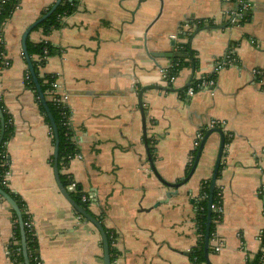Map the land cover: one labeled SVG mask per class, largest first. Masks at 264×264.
Returning <instances> with one entry per match:
<instances>
[{
    "label": "crops",
    "instance_id": "0c3cea01",
    "mask_svg": "<svg viewBox=\"0 0 264 264\" xmlns=\"http://www.w3.org/2000/svg\"><path fill=\"white\" fill-rule=\"evenodd\" d=\"M55 1L21 0L2 29L11 64L0 70V97L15 126L7 145L8 183L35 223L42 264H104L99 229L58 187L51 130L24 82V32ZM247 1L248 18L233 24L226 13L237 6L228 0H81L59 29L30 33L32 42L47 41L58 49L43 71L55 75L69 94L81 155L61 174L92 195V214L115 236L112 264H208L207 259L196 263L192 252L201 239L197 204L203 183L213 175L218 132L209 136L192 176L177 189L170 184L186 178L194 138L210 119L224 121L230 137L217 180L223 216L215 232L223 248L215 252L210 235L208 258L212 264H247L259 253L264 86L253 69H264V0ZM185 25L194 34L184 31L179 41L189 43L199 67H183L166 87L162 69L172 58L152 53H174L171 36ZM231 48L238 65L215 71ZM211 74L216 76L213 87L192 96L180 93L192 80ZM143 88L144 113L139 103ZM11 208L0 201V264H11Z\"/></svg>",
    "mask_w": 264,
    "mask_h": 264
},
{
    "label": "trees",
    "instance_id": "16d2710c",
    "mask_svg": "<svg viewBox=\"0 0 264 264\" xmlns=\"http://www.w3.org/2000/svg\"><path fill=\"white\" fill-rule=\"evenodd\" d=\"M233 2L237 3L238 0H232ZM1 2V1H0ZM21 0H5L4 3L0 5V35L3 33V26L5 22L12 17L14 12L17 10V8L20 6ZM81 0H62L61 3L58 5L56 10L47 17L44 21H42L39 25L35 27V30L41 29L45 33H50L51 31L55 29H59L64 22V18L73 12H75L80 4ZM55 2L50 5L47 9H45L42 12V15L46 14L51 10ZM244 17L240 21V23L248 18V15L245 14ZM41 15V16H42ZM203 23L197 24L196 28L194 29V32L196 30H199L203 27ZM193 33H190L189 31L184 32L183 35L192 36ZM190 34V35H188ZM179 48L177 50H174L173 57L172 58V66L169 67V74L172 75H178L180 70L188 65L193 66L194 69H197L199 67V61L195 58L194 52L191 50L189 43H178ZM28 46V54L30 56L34 73L36 75V78L38 80V83L42 89V92L44 94V98L46 100L47 106L49 108L50 114L52 115L56 131L58 135V141H59V154H58V167L60 171V179L65 186V188L68 190L69 185L73 182V179L69 175H63L61 174V170L64 166H68L70 159L69 155H74L76 152L79 151V148L77 146V143L73 139V132L68 133V128L63 124L64 122V115H63V108L57 103L55 97H52L49 93V91L52 88V82L56 78L55 75L45 73L43 71V67L45 66L47 59L58 52V49L52 46L50 43L41 41V42H32L29 38L27 41ZM48 49V53L46 54L44 50ZM5 51V45H3L0 41V70L3 66V56L2 52ZM190 58V60H189ZM178 63V64H177ZM213 77H216L215 74H213ZM25 85L28 89L32 90L36 102L39 105V109L41 113L44 115L46 123L49 125L51 130V136H52V144L55 147L56 144V138L55 133L49 118V115L47 114L45 107L39 97V93L37 91L36 84L34 82V78L29 71V68H27L26 71V77H25ZM201 82V80L198 81H191L189 85L182 91H180L181 94H184V92L188 89L190 86H194L195 88L198 87V84ZM0 115L3 116V120L0 116V137L1 133L3 132V138L0 140V189L4 191L6 194L10 195L15 202L17 203L21 213H22V219L24 223V233H25V240H26V247H27V255L30 264H42L41 258H40V246L38 242V238L36 236L35 230L28 227L26 223L31 219V216L27 210L26 203L22 200V198L9 187L8 182H4V175L7 172H10V157L8 153V142L11 140L12 136L14 135L15 126L13 119L11 115L8 113V111L5 108V105L0 97ZM207 132V131H206ZM205 132V133H206ZM229 137L225 135V144L228 143ZM149 144V141H148ZM198 149L195 150L194 153V161L197 155ZM52 163L54 164V155H52ZM192 167L188 168V172L186 174V177L190 174ZM221 169V166H220ZM220 176V170L218 177ZM210 188H211V180H208L207 182L203 183L202 191L200 200H198L197 204V223L199 225V232L201 234V239L198 245L195 247L194 251L192 252V258L195 260L196 263L204 262L206 259L205 255V235H206V229H207V220H208V201L210 197ZM71 197L75 200V202L80 205L82 208H84L89 214L94 216L90 210V203L91 200L83 201V193L80 187L77 185L75 190H68ZM1 196V195H0ZM203 196V197H202ZM222 203V198L219 195V186H216L214 193H213V211H212V222H211V228H210V235L212 236L213 233L216 231V218H217V212L216 208L219 206V204ZM12 209V223H13V230H14V236L16 237L18 244L15 245V249H18L19 254L14 255V261L15 264H26L25 263V257L23 253V247H22V232H21V226L19 223V217L15 210ZM109 245H110V254L112 262H114L115 259V250L113 247V240L115 236L111 231L107 230L105 228ZM208 250H211L210 248ZM263 263V256L262 253L259 252L256 254V256L253 259H250L247 264H262Z\"/></svg>",
    "mask_w": 264,
    "mask_h": 264
},
{
    "label": "built area",
    "instance_id": "2783aa9c",
    "mask_svg": "<svg viewBox=\"0 0 264 264\" xmlns=\"http://www.w3.org/2000/svg\"><path fill=\"white\" fill-rule=\"evenodd\" d=\"M0 1H1L0 5L5 2V0H0ZM228 1L231 2L232 0H228ZM236 6H237L236 10L233 11V10L228 9L227 13H226L227 17H229L230 23H233V24L240 23V21L244 17V12H246L248 10L249 3L247 0H238L236 3ZM189 27L190 26L185 25V30H183V27H182V30L179 31V33L171 36V38L175 41L174 50H177L179 48V45H178V43H180L179 34H181L184 31H188L190 29ZM0 41L3 45L6 44L4 33H2L0 35ZM45 42H47V41H45ZM44 53H45V57H46V54L48 53L47 48L44 50ZM5 54H6L5 51H3L2 52L3 65L9 66L11 64V62L9 61V59H7ZM238 62L239 61H238V58H237L236 53L234 51V48H231L226 53L224 58L222 60L218 61L215 71L220 70V69L227 67V66H236V65H238ZM170 66H172V64H170L168 67L162 69L163 82H164V85H166V87H171L172 84L177 79V75H172V76L168 75ZM253 74L259 80V82L262 84V86H264V69L255 68V69H253ZM213 76L214 75L211 74L207 77L202 78L201 82L198 84L197 88H195L194 86L188 87V89L185 92V95L192 96L196 91H198L200 89L202 90V89H207L209 87H213L216 84V77H213ZM49 93L52 97H55L57 103L63 108V115H64L63 124L68 128V133L71 132V130L73 128V126H72V109L68 103V101H69L68 92L63 90V87H62L60 81L57 78H55L54 81L52 82V88L49 91ZM215 127L224 128L225 122L222 120H219V119H210L209 121H207L206 125L202 128V130L196 134V136L194 138L193 149H192V151L188 157V168L193 167V165H194V153L193 152L195 150L199 149V146H200L201 141L205 135V132L208 131L209 129L215 128ZM227 136L230 137V134L228 133ZM73 139H74V137H73ZM76 157H81L80 151L76 152L74 155H69L70 161ZM9 175H10V172H7L4 175V182L5 183L8 182ZM76 187H77V184L74 181L69 185V188L71 190H75ZM259 194L264 197V186H262L260 188ZM219 195L221 198L223 197V189L222 188H219ZM82 197H83V201H88V200H91L93 198L92 195H90V194H83ZM2 200H4V199L2 196H0V201H2ZM215 210L217 212L216 224H218L222 220V216H223L222 203L219 204V206ZM263 210H264V208H263ZM80 217H81V215H80ZM26 225L28 227L34 229L35 233H36L35 223L32 220V218L26 223ZM212 235H213V239L215 241L214 251L220 252L223 248V242L217 237L216 232L213 233ZM259 240L261 243V248H260L259 252L262 253V256H263V263L262 264H264V229H262L259 232ZM17 244H18V241L13 234V237H12V239L8 245V248H7V254L11 260V264H15L13 256L19 254L18 249H15V247H14Z\"/></svg>",
    "mask_w": 264,
    "mask_h": 264
},
{
    "label": "water",
    "instance_id": "95a60500",
    "mask_svg": "<svg viewBox=\"0 0 264 264\" xmlns=\"http://www.w3.org/2000/svg\"><path fill=\"white\" fill-rule=\"evenodd\" d=\"M62 0H56L55 4L53 5V7L51 8V10L49 12H47L46 14L42 15L41 17H39L36 21H34L24 32L23 38H22V48H23V54L24 57L27 61V65L29 68V71L31 72L33 78H34V82L36 84L37 87V91L39 93V97L45 107V110L47 112V114L49 115L54 133H55V138H56V144L54 147V173H55V177H56V181L58 184V187L60 188L62 194L66 197V199L70 202V204L84 217L86 218L88 221L92 222L94 225H96V227L99 229L101 235H102V240H103V249H104V256H103V260H104V264H112V259H111V254H110V245H109V240H108V235L107 232L103 226V224L98 221L94 216H92L91 214H89L84 208H82L80 205H78L75 200L71 197L70 193L68 192V190L65 188V186L63 185L61 179H60V174H59V167H58V154H59V141H58V135H57V131H56V126H55V122L54 119L52 117V115L50 114L49 108L47 106L46 100L44 98V94L42 92V89L38 83V80L36 78V75L34 73V68L30 59V56L28 54V46H27V41H28V37L30 35V33L35 29V27L37 25H39L42 21H44L47 17H49L58 7V5L61 3ZM246 15H248V11L245 13ZM152 56L154 58H157L159 56L161 57H168L171 58L173 57V53L172 52H153ZM161 89H165V88H161ZM144 88L142 90H140L139 92V103L141 105V109L144 113V108H143V93H144ZM144 117V122H145V115ZM1 118L3 120V116L1 115ZM144 130L146 132L145 129V125H144ZM214 132H218L221 136V145H220V149H219V153L217 156V161L215 164V168L213 171V175L211 178V188H210V197H209V201H208V220H207V229H206V235H205V255H206V259H207V263L208 264H212L208 258V249H209V240H210V228H211V222H212V211H213V193L214 190L217 186V180H218V174H219V170H220V166H221V162H222V158H223V154H224V150H225V133L223 128H219V127H215V128H211L209 129L202 141L201 144L199 146L195 161H194V165L191 169L190 174L183 179L182 182L179 183H172L170 184V186L174 187V188H178L181 184H183V182L187 181L192 174L194 173L195 169L198 166L199 160L201 158V155L203 153L204 147L207 143V140L209 138V136L214 133ZM3 138V132L1 133V137L0 140H2ZM151 159V158H150ZM151 163L153 164V161H151ZM154 167V165H153ZM156 172V170H155ZM157 173V172H156ZM158 175V174H157ZM166 183V182H165ZM169 184V183H166ZM173 194V192H170L168 194V196L170 197ZM0 195L3 197L4 200H6L11 206L12 208L15 210V212L17 213L18 217H19V223L21 226V232H22V247H23V253H24V257H25V263L26 264H30L29 259H28V255H27V247H26V240H25V233H24V223H23V219H22V213L17 205V203L15 202V200L8 194H6L4 191H2L0 189Z\"/></svg>",
    "mask_w": 264,
    "mask_h": 264
}]
</instances>
